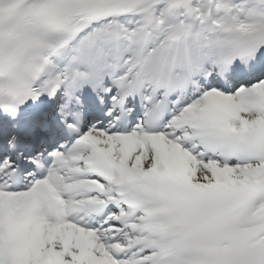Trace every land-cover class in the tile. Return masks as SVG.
Segmentation results:
<instances>
[{
    "label": "snow or ice",
    "instance_id": "snow-or-ice-1",
    "mask_svg": "<svg viewBox=\"0 0 264 264\" xmlns=\"http://www.w3.org/2000/svg\"><path fill=\"white\" fill-rule=\"evenodd\" d=\"M0 264H264V0H0Z\"/></svg>",
    "mask_w": 264,
    "mask_h": 264
}]
</instances>
